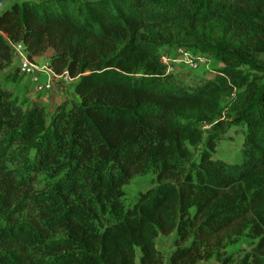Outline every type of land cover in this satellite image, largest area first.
<instances>
[{"label": "trees", "instance_id": "trees-1", "mask_svg": "<svg viewBox=\"0 0 264 264\" xmlns=\"http://www.w3.org/2000/svg\"><path fill=\"white\" fill-rule=\"evenodd\" d=\"M229 1L24 0L0 12V72L14 59L11 44L30 60L51 51L47 67L74 79L77 97L48 115L3 85L19 69L0 80V264H164L155 241L172 234L169 264H198L211 258L212 239L246 223L256 243L221 264H264V84L236 69L231 49L202 45L222 63L214 81L244 87L234 115L245 126L240 162L213 156L217 122L198 159L174 169L191 131L181 118L212 82L187 89L165 75L142 33L180 19L208 23ZM236 2L237 28L264 50V0ZM149 155L161 161L156 185L125 207L121 188ZM43 174L53 182L38 187Z\"/></svg>", "mask_w": 264, "mask_h": 264}, {"label": "rangeland", "instance_id": "rangeland-1", "mask_svg": "<svg viewBox=\"0 0 264 264\" xmlns=\"http://www.w3.org/2000/svg\"><path fill=\"white\" fill-rule=\"evenodd\" d=\"M14 1L24 0H3L0 12ZM236 5V0H230L220 16L208 23L190 24L180 19L172 23L150 25L142 30L143 35L153 42L162 54L161 62L166 69L165 75L173 77L187 89H195L212 82L211 86H207L208 93L202 105L181 118L189 125L191 131L184 135L178 150L175 149L171 156V163L175 164L172 167L174 169L180 170L189 162L198 159L201 151L206 148L208 135L212 132L211 127L217 122L223 123V132L215 139L213 156L228 163L240 162L245 126L237 123L234 115L240 98L244 95V87L232 88L222 80L214 81V74L222 67V63L220 59L204 53L200 48L202 45L210 44L231 49L241 61L236 69L248 80H254L257 85L264 84L263 47L259 38L237 28L239 18L235 10ZM51 53L48 51L34 59L36 69L19 70L14 82L3 81V85L9 89L18 104L26 107L29 102L38 100L48 115L53 114L57 106L70 100H77L73 89L74 79L70 80L64 76L53 77L47 71V61ZM19 65V59L15 57L11 64L0 72V80H5L4 73L11 75L8 72L14 69L18 72ZM8 78L6 75V79ZM47 82H50V87L44 88L43 85ZM7 167L11 168L9 165ZM160 167L161 161L157 156H147L142 162L141 169L122 186V205L132 206L141 192L153 188ZM52 182L50 174H43L39 176L37 186H48ZM246 224L242 232L230 229L218 235L216 240L212 239L211 258L198 264H221L223 258L230 257L233 261L241 258L257 241L247 227L248 223ZM3 225L4 222L0 219V227ZM172 239L173 234L159 236L155 241L158 253L164 258V264H169ZM136 255L139 257L138 250Z\"/></svg>", "mask_w": 264, "mask_h": 264}, {"label": "built area", "instance_id": "built-area-1", "mask_svg": "<svg viewBox=\"0 0 264 264\" xmlns=\"http://www.w3.org/2000/svg\"><path fill=\"white\" fill-rule=\"evenodd\" d=\"M11 48H12V54L14 56V58H18L19 59V70H32V69H36V66L34 65L33 61L34 60H30L27 55L25 54V52L23 51V48L21 47L20 44H11ZM47 71L50 73V75H52L53 77H66L68 79L71 80V78H69L66 74H62V75H57L55 73H53L49 68H47ZM53 80V79H52ZM50 82H47L46 84L43 85L44 88H49L50 87Z\"/></svg>", "mask_w": 264, "mask_h": 264}, {"label": "crops", "instance_id": "crops-1", "mask_svg": "<svg viewBox=\"0 0 264 264\" xmlns=\"http://www.w3.org/2000/svg\"><path fill=\"white\" fill-rule=\"evenodd\" d=\"M51 55V54H50ZM36 59V58H35Z\"/></svg>", "mask_w": 264, "mask_h": 264}]
</instances>
